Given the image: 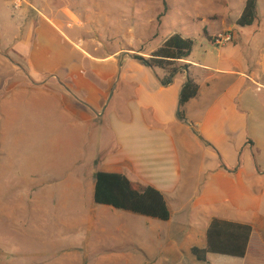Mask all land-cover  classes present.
<instances>
[{"label":"crops","instance_id":"1","mask_svg":"<svg viewBox=\"0 0 264 264\" xmlns=\"http://www.w3.org/2000/svg\"><path fill=\"white\" fill-rule=\"evenodd\" d=\"M23 13L13 20L14 28L0 15V126L12 131L18 124H34L32 118H43L44 125L64 120L76 145L91 151L89 158L75 154L80 177L75 195L88 207L51 219L70 234H85L81 254L70 260L66 254L63 264H264V46L259 54L251 41L237 40L242 11L233 25L223 23L213 34L204 23L207 36L220 42L204 37L208 52L181 61L186 68L168 86L161 84L166 70L156 72L126 54L128 64L120 71L121 55L94 57L82 50V41L73 45L60 21L41 11ZM225 34L231 43L222 42ZM82 57L96 68L83 72ZM34 61L45 67L37 69ZM188 79L198 94L180 117L179 98ZM33 106L43 112H32ZM98 172L123 175L139 190L159 191L170 219L106 206L97 213L87 188L93 195ZM213 220L252 228L243 258L208 254L200 262L192 255V248H206Z\"/></svg>","mask_w":264,"mask_h":264},{"label":"rangeland","instance_id":"2","mask_svg":"<svg viewBox=\"0 0 264 264\" xmlns=\"http://www.w3.org/2000/svg\"><path fill=\"white\" fill-rule=\"evenodd\" d=\"M245 1L167 0L168 12L160 19L164 10L162 0H21L19 9L15 6L16 0H0V15L6 20L4 25L12 24L14 28L13 20L20 18L24 11H41L60 21L61 29L69 33L73 45L82 41V50L92 56L121 55L116 58L121 71L128 64L126 54L149 55L174 34L193 40L192 56L201 58L211 47L203 30L207 27L213 34L224 24L233 25ZM257 12L258 21L251 27L237 26L236 34L240 44L251 41V49L259 48L254 52L262 54L264 0H258ZM34 15L37 20L38 13ZM56 46L66 51L62 44L56 43ZM35 63L37 69L45 67L41 62ZM80 67L83 72H91L96 65L82 57ZM50 79L48 76L44 81ZM113 100L118 101L117 95ZM31 111L43 112L38 106L31 107ZM31 120L35 123L18 124L12 131L10 126H0V264H63L67 262L63 259L70 260L81 254L78 250L86 239L85 234H70L68 228L51 219L54 214L73 213L88 207L85 198L79 204L80 198L75 195L74 185L80 181L75 173V154L79 151L82 157L89 158L91 151L89 146L80 149L76 145L77 138L64 120L49 125L43 124V118ZM102 152L99 147L100 160ZM87 196L97 213L106 212L108 208L94 203L91 187L87 188ZM66 254L70 255L68 259Z\"/></svg>","mask_w":264,"mask_h":264},{"label":"trees","instance_id":"3","mask_svg":"<svg viewBox=\"0 0 264 264\" xmlns=\"http://www.w3.org/2000/svg\"><path fill=\"white\" fill-rule=\"evenodd\" d=\"M163 18L168 12L167 0H162ZM258 0H246L244 8L236 25L241 28L251 27L258 21ZM208 41H215L207 36ZM194 41L183 38L179 34L170 36L161 47L153 51L148 58L134 55L133 59L142 66L150 69L166 70L168 75L161 84L168 86L173 83L175 76L186 66H180L181 61L187 60L194 48ZM198 94V86L188 79L182 88L179 107L180 117H183L184 106ZM93 200L96 205L111 207L117 211L128 212L160 221L170 219V211L163 195L154 188L137 189L125 176L98 172L95 176ZM252 228L248 225L213 220L207 231V246L205 249L192 248V255L200 262H206L208 254H217L243 258L246 255Z\"/></svg>","mask_w":264,"mask_h":264},{"label":"built area","instance_id":"4","mask_svg":"<svg viewBox=\"0 0 264 264\" xmlns=\"http://www.w3.org/2000/svg\"><path fill=\"white\" fill-rule=\"evenodd\" d=\"M20 3H21V0H16V2H15L16 8H18V9L20 8ZM232 40H233V38L230 34H225L222 36V42H224V43H231ZM219 42H220V39L217 38V40H215L213 43L217 44Z\"/></svg>","mask_w":264,"mask_h":264}]
</instances>
